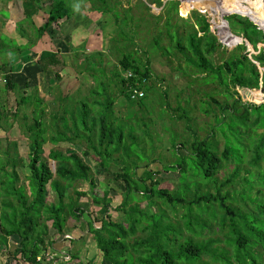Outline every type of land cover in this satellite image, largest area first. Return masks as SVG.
<instances>
[{
  "label": "trees",
  "instance_id": "obj_1",
  "mask_svg": "<svg viewBox=\"0 0 264 264\" xmlns=\"http://www.w3.org/2000/svg\"><path fill=\"white\" fill-rule=\"evenodd\" d=\"M86 1L90 3L89 10L97 11L100 18L111 10L101 0ZM160 1L146 0L139 4L145 11L149 10V3ZM94 2L100 5L96 6ZM36 3L40 4V0ZM48 3L47 23L35 27L38 39L51 25H58L59 21L71 16V8L64 0H49ZM169 5L168 10L163 7L169 46L161 44L160 35L151 38L147 48L135 42V36L140 34L133 31V27L139 28L146 21L143 11L135 18L131 14L132 8L128 7V18H123V27L118 23V15L112 17L117 26V41L121 39L118 42H122V47L116 48L119 57L110 77L106 76L101 51L86 57L87 70L99 75L93 76L96 83L90 91L93 100H81L69 107L59 105L60 100L51 110L48 127L41 118L44 111L41 117H32L31 124L23 125L29 142L26 162L20 167L26 171L24 180L28 191L23 185L16 186V181L19 182L16 165H11L10 173H5L10 161L0 167V184L4 187V198L0 200V246L6 247L10 237L18 238L19 246L13 251L14 261L83 264L79 257L81 248L76 247L79 241L67 238L69 248L64 256L48 258L46 251L54 241L46 238L50 229L56 236L69 233L68 219L75 222L87 219V231L93 236L100 254L99 264H264V95L259 104L243 103L240 95V91L258 89L264 93V47L259 49L257 56L251 57L247 51L248 46L256 51L260 43L264 44V0H221L219 6H212L213 17L236 12L250 17L261 28L247 17L233 13L225 20L234 36L227 35L225 23L218 21L214 24L218 39L212 35L207 18L196 12L192 13L193 23L189 19H180L188 29L182 34L180 27L171 22V15H177V5ZM30 18L31 21L34 19ZM143 31L141 29L139 33ZM111 41L115 43L116 39ZM230 41L234 42V47L222 64L212 63L210 56L218 46L228 45ZM128 46L132 50H128ZM15 48L21 51L24 47ZM149 49L164 57L177 52L185 64L183 74L192 79L190 83L199 80L205 87L214 86L203 94L202 90L191 91L185 98L186 105H190L193 93L206 98H200L199 104L193 105L199 106L205 114H213L214 125L208 124L210 133L204 138L187 125L191 121L189 111L178 101L176 110L179 113L171 120L185 121L191 138L182 137L177 143V138H173L170 150L174 160L165 163L161 156H149L147 148L154 149V146L143 119L138 117L127 123L114 115L117 96L128 110L126 120L131 121L136 108H151L146 102L152 99L153 103L157 89L151 81ZM140 52L144 60L138 56ZM52 57L55 55L47 53L38 61L48 58L49 63H55ZM7 64L3 62L0 71L6 72L7 87L11 89L14 86L8 78L10 65ZM127 72L132 74L131 78L124 77ZM159 80L163 82L164 79H155ZM136 83L144 95L131 99L129 87ZM109 84L117 96H112ZM180 92L183 94L184 90ZM160 93L165 100L168 98L166 89ZM179 97L176 95V99ZM31 98L24 96L20 105ZM34 98L42 104L39 98ZM69 98L62 97L63 103ZM163 104L170 108L169 103ZM148 113L151 117L155 112ZM21 117L27 118L25 114ZM215 131L220 132L224 141L221 151L214 140ZM62 141L80 145V154L52 149L47 160H42L45 143L56 145ZM90 151L97 157L95 164L104 172L109 171L110 164L117 165L113 180L121 187V201L115 207L111 205L112 189L107 184L103 183L106 187L102 188L101 194L93 192L97 188L93 172L82 161V158L90 157ZM153 163H158L161 170L150 169ZM51 166H54V172ZM162 172L178 173L179 187L175 190L163 187L157 177ZM76 182H87L90 189L88 192L73 189L69 194ZM49 191L54 195L51 202L46 198ZM87 195L98 207L97 217L91 220L80 204L81 198ZM141 203L145 207H141Z\"/></svg>",
  "mask_w": 264,
  "mask_h": 264
},
{
  "label": "rangeland",
  "instance_id": "obj_2",
  "mask_svg": "<svg viewBox=\"0 0 264 264\" xmlns=\"http://www.w3.org/2000/svg\"><path fill=\"white\" fill-rule=\"evenodd\" d=\"M27 1L28 4L25 7L22 6V11H25L28 17L19 24L24 25L23 28L27 29L26 31H29L28 35L31 34L34 39H36L37 33L35 32V25L33 21H31L30 16L34 15L32 17L35 19V22H37V25L45 24L47 23V14L50 6L49 4L43 3L47 0H43L42 8L37 7L40 6V4L34 2L35 0ZM64 1L68 4V7L71 8V12L69 13L71 16L70 18L58 22V29L61 33V36L59 34H57L56 36L57 39L60 38L61 41L57 49L61 51V53L57 51L58 53L56 54V56L52 57L55 62V64H53L52 70L56 72L58 78H56L55 73L52 72L50 75H45L48 76V80L44 81V86L42 85V83H40V81H38L34 87H28L27 90H21L19 91V93H12L11 97L13 98V101H9V103H6L7 105L4 106L5 108L2 112V116H0V126L3 127V130L0 129V135L2 136L1 138L4 140L3 142L0 141V167L4 164L5 161H10V167L9 165H6L7 167L5 169L7 170L5 171V173H10V169L12 168L11 165H16L14 168H16V172L19 177V182L16 181V186L23 185L26 192L28 191L26 181L24 180V175L26 174V171L22 170L20 166L26 162V158L28 156L27 145L29 141L26 137V126L23 125L31 124L33 121L32 117L40 116L44 111V115L40 117L43 118L44 123L48 127L51 123V110H54V104L60 102V100H62V103H60L59 105L63 104L67 107L73 104L75 105L81 100H85L88 102L92 101L93 97L90 96V91L96 87V83L93 79V76L99 75L97 73H92L91 71L87 70L88 63L86 57L90 56L92 53L101 51L103 55L102 59L104 61V70L106 76L110 77V72L116 66V59L117 57H119V53L116 48L118 47L119 49H121L122 47V42H118L121 39L119 38L117 41V26H115L112 17L114 15L115 17L118 15V23L123 27V18H128L127 8L131 7V14L135 15V18H137L140 15L141 11H143V7L141 8L139 2H146V0H108L109 2L106 0H101L103 4H108L111 10H109V13H106L100 18L97 11L94 12L89 10L90 3L86 0ZM220 2L221 0H161L158 4L149 3V10L145 9V11H143V18L146 22H144V24L141 23L142 26L140 25L139 28L133 27L132 29L133 31L135 30L136 33L138 32V35L140 34L139 36H135L134 40L135 42L139 43V45H142L144 48H147L151 42V38H154L156 35H160L161 44L164 46H169V36L167 35L166 28L164 26L165 15L163 7L168 10L170 7L169 4L172 3L177 5V15H171V22L173 24H177L180 27V32H182V34L186 33L188 29L183 25L180 19H189L190 22L193 23L195 21V18L193 17L192 13L196 12L199 15H204L207 18V20L210 22V27L212 28V35H214L216 39H218L217 33L214 31L215 22H223L226 17L234 13H219V16L213 17V11L211 10V7L219 6ZM243 3L245 5H248L244 1ZM227 4L228 3L226 2L225 5ZM259 4L260 6L263 5L260 2ZM94 5L98 6L100 4L94 2ZM104 8L105 7L102 5L101 9ZM123 10H125L124 13ZM224 10H226V8H224ZM0 15L5 16L7 18L9 17L8 11L6 9L1 10ZM108 19L109 22H107ZM141 29H144L143 33H139ZM225 31L227 35H231V37L234 36V34L230 31L229 27L228 29H226L225 26ZM11 34H9L10 36H8L12 37ZM13 36L17 37V39H13L17 41L20 40L18 39L17 35L13 34ZM21 36H25V33H22ZM111 39H116L117 43L112 42ZM41 41H44L43 45L45 48H43L41 45L39 46L41 50L40 48L33 49L31 51L32 57L33 55L36 56V54H38L39 52V58H41L44 54L50 53L48 52L47 47L49 42V35L46 31L45 34H43ZM63 41L66 42L63 43ZM8 42L9 41L7 40L6 43ZM67 42L70 43L71 48H76L73 50H69L68 46L65 45ZM4 43L5 41L0 39V55H5L10 52V50L11 52L17 51L15 48L11 49L10 44L4 45ZM29 46L30 43L28 42L26 47ZM49 47L53 49L52 46L49 45ZM218 47L219 48L217 49V51L212 56H210V58L212 59V63L218 62V65H221L222 61L228 56L229 51L234 47V42L230 41L228 45ZM261 47H264V44L260 43L258 45V49L254 51L253 49H251L250 46H248L247 51L250 52L251 57L257 56L259 55V49ZM127 48L128 50H132L130 46H128ZM62 52H64L65 54ZM149 54L150 69L152 70L151 81L154 83V86L157 89V91L154 92L155 94L153 95V103L151 102L152 99H148V101L146 102L148 106H151V108H136V114L132 115L131 121L126 120L124 118L127 116L128 110L125 107V103L120 99L119 96H117L118 94L116 93V90H114L112 84H109L108 87L109 91H111L112 96H117L115 97L116 102L113 105L115 117L117 116V118L121 119L122 121L125 120V122L127 123H131L132 120H135L138 117L143 119V121L147 124L148 132L152 137V146H154V149H152V147L147 148L148 154L149 156L151 155V157L153 158L161 156L165 163L174 160V158H172L173 151L170 150V144L173 138H177L176 143L180 142L182 137H185L186 139L191 138V133L188 132L185 121L171 120L172 116L175 117L179 113V111L176 110L178 101H180L179 104L182 108L189 111L191 121L188 122L187 125H190L200 138H204L207 136L210 130L208 124L214 125L213 114H205L199 109V106L193 107V105L199 104L197 100H206V98L202 96L200 97L193 93L190 105H186L185 98L186 95L190 94L191 91L202 90L201 94H203V91L207 93L209 92L210 88L212 89L214 86L205 87L199 83V80L193 81V84L190 83V81L192 80L190 79L191 77L189 78L187 77V74H183V70L185 67L183 58L180 54L175 51L174 54L170 55L169 57H164L160 55V53L156 50L152 51L151 49H149ZM138 56L144 60L143 54L141 52L138 54ZM18 62L19 58H16V60L13 62L14 67L18 65ZM40 62V67H45V64H49L48 58L46 60L42 59L40 60ZM254 62L257 67L260 66L256 61ZM178 67H181V69H179ZM260 67L258 68V70L260 72H263V68ZM213 68L215 69L216 67L213 66ZM49 71L51 72V70ZM157 78H163L164 80L163 82H160V80L155 81V79ZM103 81L107 83L106 79H103ZM31 83H35V80H32ZM43 87L46 90L44 92H40V88ZM163 89H166L168 91V98L166 100L160 93V90ZM181 89L184 90L183 94H181L182 92H180ZM23 91L25 98L29 96L33 98H31L29 102L20 105L18 103V96H22ZM260 91V89H258L257 91L254 90L252 92L240 91L241 101L243 103L249 102L252 104L262 103L264 93ZM176 95H179L180 97L176 99ZM34 96L39 98L42 101V104L39 105L38 100L36 101V98H34ZM62 97L70 98L63 103ZM200 98L202 99L200 100ZM219 99L222 100L221 97H219ZM163 101L170 104L169 109L165 107L166 105L163 104ZM212 108L215 109V106H212ZM161 109L164 110L160 114ZM148 112L155 113H153L151 117H148L150 115ZM23 114L27 116V118L24 120L21 117ZM158 115H160L159 118ZM4 121H7V124ZM4 124L6 126L9 125V127L7 126V128H4ZM214 140L217 141L218 150L221 151L223 148L224 141L219 131H215ZM8 144L10 146L9 148H7ZM42 148L43 153L41 154V158L44 161L47 160L48 152L52 149L59 150L62 152L71 151L76 152L78 154H80V151L82 149V147L78 144L69 145L65 141H62L56 145L45 143ZM95 159L97 160V157L92 151H90V157L82 158L84 164L88 165L91 168L94 175V181L97 185V188H95L93 192H95L96 194H101L102 188L106 187L105 185H103V183L107 184L108 188L112 189L110 192V195L113 197V202L111 205L112 207H115L121 201V187L119 186L118 181L113 180L114 172L117 170V165L115 163L110 164L108 168L109 171L106 173L95 164ZM14 160L16 162H14ZM153 164L154 165H150V169H152L153 171L154 169L161 170L160 166L157 165L158 163ZM51 170L52 172H54V166H51ZM0 172L2 175L1 170ZM137 173L139 174L140 171ZM157 177L162 182L163 187L173 190L179 187L178 173L162 172ZM73 189L88 192L90 187L87 182H76L73 185L72 189L69 191V194H72ZM3 198L4 187L0 184V200ZM46 198L47 202H51L54 198L53 193L49 191ZM80 204L82 208L86 211V213H88L90 220L97 217L98 207H96V205L91 202L90 196L87 195L86 197L81 198ZM140 205L141 207H145L144 203H141ZM153 210L155 211L156 209L153 208ZM86 220L87 219L82 222H75L72 219H68L66 222V227L69 233L65 235L56 236L55 232L50 229L48 238H46V240H53L54 243L52 244L51 248L46 251V255L49 256L48 258L56 256L62 258L64 256L65 251L69 248V243L66 240L67 238H71L75 239L76 241H79L76 244V247L81 248L79 257L80 261L83 264H99L100 254L97 252V249L95 247L93 236L87 231ZM18 242V238L16 236H13L8 238V243L6 247L0 246V264H24L20 261H14L13 259V251L16 247L19 246Z\"/></svg>",
  "mask_w": 264,
  "mask_h": 264
},
{
  "label": "crops",
  "instance_id": "obj_3",
  "mask_svg": "<svg viewBox=\"0 0 264 264\" xmlns=\"http://www.w3.org/2000/svg\"><path fill=\"white\" fill-rule=\"evenodd\" d=\"M36 1L37 0H35L34 2H36ZM184 1H187V0H184ZM42 2H43V0H40V6H37L38 8H42V5H43ZM48 2H49V0H47L43 3L49 4ZM27 4H28L27 0H6V1L0 0V11L6 9L8 11V14H9L8 18L0 15V39L5 41L4 45L10 44L11 49L15 48L17 46L18 47H24L23 50H21V51L11 52V50H10V52H8L7 54L0 55V65H2L3 62H6L10 65V67H9L10 75L8 76V78L10 77V82L14 86L11 89L8 87H4L0 93V116H2V112L5 108L4 106L7 105L6 103H9V101H13V98L11 97L12 93H15V92L19 93V91H21V90H24V91L27 90L28 87H34L38 81H40V83H42V85L44 86V81L48 80V76H45V75H50L52 72H54L52 70V68H53V64H55V63L50 62L44 68L40 67L41 65L39 63H41V62L38 61V59H40L38 57L40 52L38 54H36V56H34V55H33V57L31 56V51L33 49L40 48L39 46H41V45L43 48H45V47L43 45L44 41L43 42L41 41L43 36L40 39H38V37L36 35V39H34V37L31 34L28 35L29 31H26L27 29L23 28L24 25L19 24L20 22H22L23 20H25L28 17L26 12L22 11L23 10L22 6L25 7ZM32 16H34V15H32ZM32 16H30V17H32ZM32 21H33L36 28H38V27H40V25H42V24L37 25L36 24L37 22H35V19H32ZM58 26L59 25H56V24L53 26L51 25L46 30V32L49 35V42L47 45L48 52H50V54H54L55 56L58 52L61 53V51H59L57 49L59 47L58 45L60 44V41H61V39L60 38L57 39V36H56L57 34H59L61 36V33L58 29ZM21 32L25 33V36H21ZM9 34H11L12 37H9L10 36ZM13 34L17 35L18 39H20V40L19 41L15 40V39H17V37H14ZM31 37L33 39V42H32ZM13 38H15V39H13ZM7 40L9 41L8 43H6ZM28 42L30 43V46L26 47ZM64 42H66V41H63V43ZM49 45L52 46L53 49H51L49 47ZM65 45L68 46L69 50H73L76 48L73 46H72L73 48H71L70 43H68V42ZM40 50H41V48H40ZM62 53H64V52H62ZM16 58H19V62H18V65L15 64L16 67H14L13 62L16 60ZM49 70H51V72ZM1 73L5 74L6 72L2 71ZM54 73L56 76V72H54ZM32 80H35V83H31ZM45 90L46 89L44 87L40 88V92L41 91L44 92ZM24 91H23L22 96H18L19 97V101H18L19 104L21 103L20 102L21 99L24 97ZM4 122L6 123L7 121H4ZM4 126H5L4 128H7V126L9 127V125L6 126L5 124H4ZM0 129L3 130V127L0 126ZM9 132H12V131H9ZM1 137L2 136L0 135V138ZM0 141L3 142L4 140L1 138ZM9 144H8V146H9ZM2 151H5V150H2Z\"/></svg>",
  "mask_w": 264,
  "mask_h": 264
},
{
  "label": "built area",
  "instance_id": "obj_4",
  "mask_svg": "<svg viewBox=\"0 0 264 264\" xmlns=\"http://www.w3.org/2000/svg\"><path fill=\"white\" fill-rule=\"evenodd\" d=\"M124 77L125 78H131L132 74L130 72H127L124 75ZM7 83H8V80L6 79L5 75L3 73H0V93H1L2 89L7 86ZM138 85L139 84L136 83L135 86L129 87V90L131 91V95H130L131 99H139V98L143 97V95H144L143 91L138 88Z\"/></svg>",
  "mask_w": 264,
  "mask_h": 264
},
{
  "label": "water",
  "instance_id": "obj_5",
  "mask_svg": "<svg viewBox=\"0 0 264 264\" xmlns=\"http://www.w3.org/2000/svg\"><path fill=\"white\" fill-rule=\"evenodd\" d=\"M236 13V12H235ZM237 15H242V16H245V17H247L250 21H252L256 26H258L250 17H248V16H246V15H243V14H239V13H236ZM223 22L225 23V25H226V29H228V24H227V22L225 21V20H223ZM258 28H260L259 26H258ZM260 30H261V28H260ZM262 32L264 33V30L262 29ZM260 92H262V91H260Z\"/></svg>",
  "mask_w": 264,
  "mask_h": 264
},
{
  "label": "clouds",
  "instance_id": "obj_6",
  "mask_svg": "<svg viewBox=\"0 0 264 264\" xmlns=\"http://www.w3.org/2000/svg\"><path fill=\"white\" fill-rule=\"evenodd\" d=\"M1 73V72H0ZM4 74V73H3ZM5 75V74H4ZM7 75H5V77H6ZM7 79V78H6ZM8 80V79H7ZM8 84V83H7ZM7 87V86H6Z\"/></svg>",
  "mask_w": 264,
  "mask_h": 264
}]
</instances>
